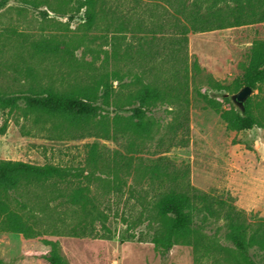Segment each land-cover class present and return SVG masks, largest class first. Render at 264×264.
<instances>
[{
  "label": "rangeland",
  "instance_id": "rangeland-1",
  "mask_svg": "<svg viewBox=\"0 0 264 264\" xmlns=\"http://www.w3.org/2000/svg\"><path fill=\"white\" fill-rule=\"evenodd\" d=\"M119 3L132 5L131 0ZM103 27L99 24L88 31L84 11L77 12L72 3L0 0V92L20 96L41 94L46 89L58 93L80 90L86 74L91 73L88 68H97L105 57L103 52L112 49L110 34H105ZM187 38L189 123L183 146L168 145L165 151L156 146V137L131 153L111 135L70 133L67 122L31 113L22 101L17 108L0 110V161L62 166L75 173L66 191L61 187L50 193L34 184L7 194L11 208L33 214L43 227L33 238L0 230V264H49L48 242L56 244L65 264H234L236 256L223 239L221 222L199 234L195 247L178 243L163 254L156 250L152 234L160 223L155 207L158 193L136 173L140 166L166 158L176 169L188 170L194 188L230 196L235 208L252 222H264V87L253 89L247 98L262 127L234 131L220 114L231 108L238 111L229 97L240 89L231 92L234 84L243 82L253 42L264 41V23L189 33ZM121 41L122 53L126 44L136 50L144 40L139 33H127ZM207 100L218 109L210 107ZM168 110L160 106L151 117L160 126V134L171 122ZM102 114L111 123L114 116L125 118L129 112L109 108ZM91 144L104 155L118 151L130 168L119 165L114 173L100 163L91 165ZM77 184L88 189L86 195L94 204L92 214L65 203L64 194L72 193ZM252 252L257 263L264 264L261 252Z\"/></svg>",
  "mask_w": 264,
  "mask_h": 264
},
{
  "label": "trees",
  "instance_id": "trees-1",
  "mask_svg": "<svg viewBox=\"0 0 264 264\" xmlns=\"http://www.w3.org/2000/svg\"><path fill=\"white\" fill-rule=\"evenodd\" d=\"M60 1L72 3L77 12L84 11L88 31L103 24L105 34H110L111 51L103 52L105 57L97 68H88L91 73L86 74L87 80L82 81L80 90L58 93L46 89L41 94L20 96L0 92V110L17 108L22 101L31 113L67 122L70 133L89 131L87 135L90 136L100 132L104 137L111 135L121 148L131 153L145 148V144L156 137V146H163L165 151L168 145L186 143L189 33L264 23V0H131L130 6L120 4V0ZM127 33H139L144 41L136 50L126 44L121 53V40ZM192 66L197 68L195 62ZM113 82L118 86L114 87ZM234 85L231 92L243 85L252 89L264 87V41L253 42L243 82ZM223 101L229 103L228 98ZM250 102V98L246 100L243 114L232 108L220 112L229 129L248 131L263 126L262 120L254 116ZM207 103L218 109L211 100ZM160 106L168 107L172 115L163 134L151 118ZM109 108L129 114L125 118L114 116L110 123L102 114ZM98 117L100 119L95 122ZM96 147L91 144L88 152L91 165L100 163L114 173L119 165L127 170L130 168V163L118 151L104 155ZM136 174L158 193L155 207L160 223L154 229L152 243L160 253L168 252L178 243L195 247L199 234L212 223L221 222L223 239L236 256L234 264H258L254 250L261 252L264 260V222H252L249 216L235 208L233 198L199 191L190 185L187 169H176L163 157L152 160L150 165L140 166ZM74 175L70 168L62 166L0 161V230L17 232L27 238L38 236L39 227H43L40 219L33 214L16 212L10 207L7 194L34 184L44 186L50 193L62 190L61 187L66 191ZM87 191L77 184L72 193L64 194L65 203L92 214L94 204L87 197ZM2 196L6 200H2ZM73 231L72 235H76ZM89 235H93L92 232ZM48 243L51 246L47 257L49 264H65L57 253L56 244Z\"/></svg>",
  "mask_w": 264,
  "mask_h": 264
},
{
  "label": "water",
  "instance_id": "water-1",
  "mask_svg": "<svg viewBox=\"0 0 264 264\" xmlns=\"http://www.w3.org/2000/svg\"><path fill=\"white\" fill-rule=\"evenodd\" d=\"M254 90L249 86L243 85L240 89L230 95V101L235 106V108L239 111L240 114L244 112V106L247 98L253 94Z\"/></svg>",
  "mask_w": 264,
  "mask_h": 264
}]
</instances>
